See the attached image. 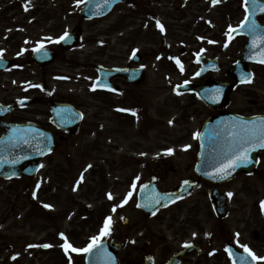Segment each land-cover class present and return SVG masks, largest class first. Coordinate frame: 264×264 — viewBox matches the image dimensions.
I'll return each mask as SVG.
<instances>
[{"label": "flooded vegetation", "instance_id": "1", "mask_svg": "<svg viewBox=\"0 0 264 264\" xmlns=\"http://www.w3.org/2000/svg\"><path fill=\"white\" fill-rule=\"evenodd\" d=\"M10 1L18 2V0ZM6 2L8 4L9 0ZM127 2L130 7L141 6L143 11L140 19L126 15L128 21L125 22V28L137 26L150 38L146 39L145 45L140 47L141 51L132 56V49L134 45L138 44L139 37L128 40V53L115 54L111 47V37L103 36L102 42L96 49V60L92 66L91 77L94 82H100L102 67L133 70L129 72L131 77L117 72V75L107 78V86L111 90L104 88L91 90L87 87L84 92L76 96V100L73 98L75 96L73 92L66 91L67 88L64 86L66 82L61 79L73 75L79 81L77 77L84 71L67 70L66 61L70 58L72 60V57H68L66 51L62 50L58 51L57 61L52 65L39 66L31 62L30 57L15 45L18 44L15 34L31 38L30 34L33 31L24 30L22 32L20 25L22 23L15 20L16 14L7 9L9 12H5L6 15L0 19L2 24L0 46H3L0 48V52L3 53L1 57L13 61V68L0 70V106H2L0 110V114L2 113L0 115V138L6 134L7 127L11 125L23 126L21 129L19 128V135H28L32 130L36 131L37 126L42 130L54 133L55 150L41 161L43 167L39 172L41 173L45 169L44 177L46 182H49L54 171L52 156L57 152L62 141L69 142L73 138H79L84 144L79 156L82 159L81 167L86 176L89 171L101 167L100 162H105V159H98V157L105 152V146L108 145L107 140L110 137L118 141H128L131 150L136 151L138 148H142L140 150L142 152L136 154L145 156L149 155L152 146L143 145L144 138L146 134L152 133L153 141L156 142L157 147H160L157 154L154 155L156 164H162L161 173L183 174L182 171H184L183 177L179 178L177 184L188 181L198 189L163 209V212L171 209V213L157 215L160 222L159 229L156 232L147 231L139 242V251L143 256L151 255L153 264H233L229 251H225L229 246L239 249L249 243L257 251L259 244L264 250V211H262L260 200L257 198L260 190L256 187L258 183H262L264 190V152L260 154L258 167L254 173H241L232 180L242 179L243 181L238 187V193L231 200H238L240 197L238 200L241 203L239 211L243 213V217L238 219L237 230L231 233L227 223L221 225V220H217V227H221V230L214 232L212 215L210 216L211 204H209L210 212H204L201 215V210L193 206V201L184 203L201 191L205 195L210 194L213 188L212 182L204 179L196 171L198 146L183 147V143L190 140L192 135L196 136V132L202 126L203 121L199 126L191 128L196 118L202 114L201 108L209 110L207 118L227 110L243 116L264 115V90L262 88L264 66L260 64H249L248 67L253 72V80L248 85L238 86L216 108L211 109L195 92H182L180 87L185 82L194 87L209 84L212 83L213 76L221 81L233 82L228 73L229 60L233 62L244 55L253 33L226 39V30L230 27L236 28L244 21L246 15L244 1L238 0L239 4H236V0L224 1V5L221 7V30L215 34V37H218L220 41L218 43L212 42V38L204 39L203 42L195 38L197 30L205 37H213V33L209 28L212 23L211 15L208 12L209 8L208 11L205 8V14L201 11L198 12L201 15L198 21L193 0H127ZM5 3H0V8L6 6ZM13 10L16 8H12ZM35 17V15H30L24 21L31 24L36 20ZM257 17L258 25L264 26V14L261 13ZM157 22L162 27H166V32H161L165 37L160 36V27ZM203 29L206 30L205 33H202ZM11 43L13 45L9 48L4 46ZM214 58L219 63V70L217 72H213L211 69L207 70L200 77L202 65L204 63L207 65L209 59ZM177 60L180 62L179 65L176 63ZM167 63L172 67H168ZM68 72H71L72 75ZM247 74L249 73L247 72ZM52 82L56 85H52ZM33 85H39V87ZM246 86L258 89L261 93L258 95V100L249 98L250 103L256 109L246 108V110L237 111L234 106L237 105L238 91ZM55 102L73 106L83 117L75 133L68 134L55 126V119H60L69 112L68 108L53 110L52 105L56 104ZM9 107L10 109L7 110ZM117 109L125 111H117ZM91 139L94 144L96 142L97 144L104 143L100 145L87 144L86 142ZM175 142L176 144H172ZM91 147L93 150L90 149ZM186 148L187 150H185ZM169 149L172 150V154H168ZM29 163L25 161L20 170H25ZM39 173L35 176L22 175L10 180L0 177L1 185L10 188V190H16V196L24 197L29 204V215L25 220L31 224L30 232L33 233L36 230V187L37 181L40 179ZM161 173L159 176L157 175L160 183L163 178ZM256 175L259 176L256 177ZM253 177H256L255 184H248ZM224 185L220 187H224ZM52 188V184H48L46 187L44 202L49 203V194L52 192ZM38 196L41 197L40 194ZM83 197L90 198V195ZM94 198L98 200L100 196L95 195ZM230 198L231 196L228 197V201ZM251 198L253 200L249 204L248 201ZM3 200L4 190L0 188V206L4 204ZM87 205H85L86 210L88 209ZM249 210L252 211L250 216L248 215ZM46 217L48 220L52 218V215L46 213ZM228 217L229 214L222 221H226ZM18 225L17 222L16 226L18 227ZM21 227L23 230L26 229L25 224ZM46 231L50 236L52 235L50 221L46 224ZM248 236H252L253 239L249 241ZM186 244L191 247H185Z\"/></svg>", "mask_w": 264, "mask_h": 264}, {"label": "rangeland", "instance_id": "2", "mask_svg": "<svg viewBox=\"0 0 264 264\" xmlns=\"http://www.w3.org/2000/svg\"><path fill=\"white\" fill-rule=\"evenodd\" d=\"M71 0H30L27 13L22 10V3L14 2L9 0L8 4L6 0H0V3H5L6 6L0 8V19L5 16V12H11L15 15V20H19L21 25V31L30 30L33 31L31 40H29L28 48L33 45L40 44V40L44 42L51 41V39L66 31H71L76 25L81 24L82 20L77 16L75 12L72 15L60 13V9L63 5L69 4ZM193 6H195L196 17L200 20L199 11L206 13L205 8L210 6L207 0H193ZM72 4L74 2L72 0ZM27 5V4H25ZM80 5V3H79ZM61 7V8H60ZM129 7V8H128ZM12 8L16 10L12 11ZM132 8L128 5H122L114 16L99 22H84L85 40L78 49L69 51L68 53L73 56L76 61L81 65H86L85 75L89 79L91 76L92 68L96 60V48L95 36L104 35L111 37V47L115 54L128 53V36L126 35L130 31H137L139 37L138 47L144 46L146 39L150 38L145 33L140 31L139 28H119V22H125V15L128 10ZM222 9L218 8L211 9V18L217 23L213 32H217V29L221 27V14ZM25 13H23V12ZM63 12V11H62ZM30 15H35V21L25 23ZM129 17L141 18V12H134L128 14ZM126 21L128 19L126 18ZM25 24V25H24ZM0 23V29H1ZM113 28V29H112ZM205 29L202 33H205ZM211 31V32H212ZM2 32V31H1ZM17 37L18 44H15L21 51H24L20 47V43L23 35L15 34ZM197 36H204L197 30ZM208 37V36H207ZM51 38V39H49ZM201 38V37H200ZM14 43V40H13ZM24 44V42H22ZM13 44L11 43L4 45L9 48ZM136 46V47H137ZM3 46H0L2 48ZM168 67H172L171 64L167 63ZM75 69L76 67L72 66ZM69 68V67H68ZM56 85V83H51ZM81 82L71 81L65 83L64 86L67 88L66 91L73 92L74 100L76 96L84 92L87 87L88 81L81 85ZM264 90V85L262 86ZM258 95L261 93L258 89H252L249 87L242 88L238 91L236 98L237 105L234 109L237 111L246 110V108H255L250 103L249 98L258 100ZM202 114L196 118L191 128L199 126L202 120L205 119L209 110L202 107ZM256 109V108H255ZM151 129L152 127L149 126ZM92 129V128H91ZM150 133V132H148ZM153 135L146 134L143 145L149 144L152 146L149 151V155L142 156L140 153L142 148H138L139 151L130 149L129 142L122 140H115L110 137L107 140L108 145L105 146V152L98 159L103 158L105 162H100L101 167L97 170H91L87 174V181L84 177L82 170V159L79 156L82 150V142L79 138H73L69 142L62 141L57 152L52 156V167L53 172L51 180L46 182L44 174L45 169L40 174V179L37 182L36 191L37 194L41 195L37 199V206L35 215V232H30L31 224L26 221L29 215V204L24 197H17L16 190H10L4 185L0 188L4 190V204L0 206V264H69L68 257H71L72 264H84V258L74 252L69 251L66 255L64 249L61 247L65 243V240L61 239V233L66 237L67 242L73 247L84 248L90 242L91 239H87L89 235L96 237L100 234V229L104 225V220L111 216L113 221V227L109 238L124 243L123 250L120 253V260L122 264H142L143 254L139 251L141 237L144 236L147 231L156 232L160 227V222L157 217L149 218L142 215L136 207L135 200L130 201L127 204H123V201L128 197V193L132 195L137 193V189H129L128 185L132 181H144L148 176L152 174H160L162 172V164H156L155 159L151 158L155 153L157 154L160 147L156 146V142L153 141ZM89 145H93L94 141L91 139L86 142ZM97 142L94 145L103 144ZM140 144V143H135ZM172 144H176L172 143ZM187 144H193L191 138L187 142L183 143V146ZM90 149L93 150L91 147ZM100 154V153H93ZM161 165V166H160ZM184 174V171H182ZM162 174V173H161ZM183 174L164 173L160 187L162 189H169L175 187L178 183L179 178L183 177ZM259 175H256V177ZM253 177L248 184L254 185L255 181ZM138 178V179H137ZM85 179V183L82 182ZM132 179V181H131ZM245 181V180H244ZM242 179L227 183L223 189L238 193V187L242 184ZM48 184H52V192L49 194V204H44L46 196V187ZM260 190V194L257 198H260L264 194L263 184L258 183L256 186ZM93 194V195H92ZM111 194L119 196L117 199L109 200L108 195ZM90 195V198H84L83 196ZM100 196L98 200H95L94 196ZM123 196L122 200L121 197ZM94 198V199H93ZM240 197L238 198V200ZM235 200L231 201L230 215L226 221H221L220 224H228V230L235 231L239 225L238 219L243 217V213L239 211L241 203ZM251 198L248 203H252ZM193 201V206L200 209L201 215L209 213L210 199L208 193L205 195L203 191L195 194L189 198L186 202ZM85 204H91L94 207V212H88L85 208ZM123 204V207L118 205ZM44 205H49L48 211L44 208ZM118 210L112 211L114 207ZM51 209V210H50ZM120 210V211H119ZM46 213L52 215L51 219L47 220ZM163 213H171L170 210H166ZM252 213L249 210L248 215ZM81 215V216H79ZM109 215V216H106ZM212 215L213 227H215L217 217L211 209L210 216ZM106 216V217H104ZM122 216L129 218V223L123 225L121 222ZM51 222L52 235L50 236L46 231V224ZM19 223L18 227L16 226ZM25 224L26 229L23 230L21 225ZM99 230V233L97 231ZM252 236H248V240L253 239ZM128 238V240H127ZM51 240V241H50ZM50 242V243H49ZM48 243L51 247L45 249L42 245ZM76 245V246H75ZM218 245V244H217ZM259 254L264 253V250L259 246Z\"/></svg>", "mask_w": 264, "mask_h": 264}, {"label": "snow or ice", "instance_id": "3", "mask_svg": "<svg viewBox=\"0 0 264 264\" xmlns=\"http://www.w3.org/2000/svg\"><path fill=\"white\" fill-rule=\"evenodd\" d=\"M80 2H87V0H80ZM105 4H107L108 0H104ZM214 2H216V0H214ZM249 2H251L252 4V8L253 10L255 9H259L260 12H264V4H260L258 2V0H244V8H245V17H244V21L241 23L240 28H244L245 26L248 27V31L249 33H256L258 31V26L256 25L255 21L253 20L250 24H249V8H248V4ZM99 7V6H98ZM28 10L27 5H25V11ZM158 26L160 27V30L163 31V27L161 25H159V22H157ZM237 29L234 28H229V32H236ZM68 33L65 32L64 35H62L59 40L55 41L56 43H59L62 40H66L68 39ZM51 39V38H49ZM257 40H259L260 43H264V35L253 39L252 44L254 47H258V43ZM211 43V41H210ZM45 48L44 44H39L36 48L33 49V52H41L43 49ZM135 53H133L134 55ZM3 53L0 52V56H2ZM44 56H47V52H43ZM260 63H264V51H261L260 53V58L259 61ZM176 63L179 65V60L176 61ZM181 70H183L181 68ZM241 82H251L250 78L245 77L244 75L241 76ZM34 87H39V85H33ZM93 90H95V86L93 87ZM111 90V89H109ZM216 93L220 92V89H215L214 90ZM117 111H125L124 109H117ZM133 115H135V113H132ZM236 128L238 130H231V134L229 137V143L227 145V149H228V156H230L231 158L228 159V163L226 164H221V166L216 169V171L214 173H212L211 175L215 176H220V178H226V176L229 173V169H234L236 167H238L241 163H249L250 162V158L248 156V152L250 150H255L254 147L249 148V145H255L259 148H264V120H262L260 122L259 125L256 124H246V123H241L238 126H236ZM14 132H18L19 129H14ZM194 138L199 139V134H197ZM25 142H27L25 140ZM187 150V148L185 149ZM168 154H172V150L169 149L168 150ZM228 156H226V159L228 158ZM17 161H12V163H16ZM41 167H43V165H41ZM90 167V166H89ZM138 179V178H137ZM187 183V182H186ZM136 184L133 183L132 188L135 189ZM132 193L129 192L128 193V197H126L123 201V204H127L128 199L131 198ZM231 195V194H229ZM108 199L112 200L113 196L111 194L108 195ZM156 203H159L160 200L156 199L155 201ZM123 204L118 205L119 207H123ZM138 207H141V205H137ZM44 207L48 208L50 207L49 205H44ZM262 207H264V202H262ZM113 212L116 211V208L114 207L112 209ZM155 214V213H153ZM112 217L109 216L104 220V225L103 227L100 229V235L96 236V237H92L91 238V242L84 248H75L73 247L70 243L67 242L66 237H64V235L61 233V239L65 240V243L63 245H61V247L64 249L65 254L67 255L69 251L77 253V254H89L92 253L93 249H96L98 247H100V241L102 239V237L108 236L110 235V230H111V226H112ZM195 235V234H193ZM185 247H191V245H184ZM42 247L44 248H49L51 247V245L45 244L42 245ZM245 252L248 253V255L253 259V260H259V259H264V258H258L253 252H251L250 249H248L246 246L244 248ZM225 251H228V249H225ZM69 259V264H72L71 262V257H68Z\"/></svg>", "mask_w": 264, "mask_h": 264}, {"label": "water", "instance_id": "4", "mask_svg": "<svg viewBox=\"0 0 264 264\" xmlns=\"http://www.w3.org/2000/svg\"><path fill=\"white\" fill-rule=\"evenodd\" d=\"M115 1L117 0H108L107 4L102 3V5H104L105 7H110ZM96 13V12H95ZM86 14V13H84ZM78 35H79V30H76L74 32V34H72L71 36H69L68 39L65 40V47L69 48L73 45L76 44L77 40H78ZM69 118H74V117H70ZM214 120L209 121L208 123H211L212 125H214L215 127L220 125H216L217 123H213ZM208 132H206V137L209 138L211 141L213 140V137L210 135L211 131L207 130ZM39 133V132H38ZM212 133L213 130H212ZM216 133L217 135L220 136L219 139H222L223 134L219 129H216ZM14 136L11 135L8 138H5L4 140L0 141V167L7 165L10 168L18 165L23 159L25 158H29L28 156H26L23 151L26 148L23 147H19L16 149L13 148H7L6 144L8 142H11L14 139H17L16 136L15 138H13ZM52 146V142H51V138L50 137H46V136H42V135H37L35 138L32 139V148H31V152L34 154V152H36V156L33 155L32 158H41L44 154H46L49 150V148ZM213 147L212 143H207L204 146V149H211ZM255 154V152L253 153V155ZM223 158V157H222ZM251 158H254L253 156ZM17 161L16 163H12V161ZM244 168H248L247 165L241 163L235 171H238L240 169H244ZM12 170L8 168V172ZM35 170V168H34ZM250 170V169H249ZM7 173H0L1 175L4 176H8L9 174ZM145 196H144V201H143V205H145L146 209H150L154 206H156V199H161V197L159 196V194L157 192H153L151 189H147L145 192ZM214 200H215V205H216V209L218 211V213H220L221 215L225 214L224 212L226 211V206H225V201L224 199L217 197L214 195ZM119 249V246L117 244L114 243H110L107 244L106 243H102L100 244V247L93 249L92 253L88 254L87 257V264H118L117 258H116V254L117 251Z\"/></svg>", "mask_w": 264, "mask_h": 264}]
</instances>
